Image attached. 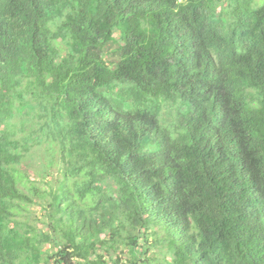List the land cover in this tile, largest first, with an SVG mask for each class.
Instances as JSON below:
<instances>
[{
  "label": "trees",
  "instance_id": "obj_1",
  "mask_svg": "<svg viewBox=\"0 0 264 264\" xmlns=\"http://www.w3.org/2000/svg\"><path fill=\"white\" fill-rule=\"evenodd\" d=\"M0 264H264V0H0Z\"/></svg>",
  "mask_w": 264,
  "mask_h": 264
},
{
  "label": "rangeland",
  "instance_id": "obj_2",
  "mask_svg": "<svg viewBox=\"0 0 264 264\" xmlns=\"http://www.w3.org/2000/svg\"><path fill=\"white\" fill-rule=\"evenodd\" d=\"M37 153H39V154H36V159L33 162H30L28 160L26 161V164L29 165L28 173H29L30 177L37 178L38 184H40V186L43 189H47L48 187L51 188L52 184L50 186L47 185V181H48L47 177L44 179H42L41 176L37 177L38 176L37 173L41 171L42 163L46 159V153H45V150L43 148H42V151H37ZM37 157L39 158V161H38ZM51 171H52V173L49 174V176L51 178H53V176H57L58 173L54 168ZM53 184H54V182H53ZM29 209H30V211H32L37 216L43 217V215H44V211L41 209V206L38 204H34V205L30 206ZM25 218H27V217H25ZM35 223L38 226L42 227L43 223L41 221L35 220Z\"/></svg>",
  "mask_w": 264,
  "mask_h": 264
}]
</instances>
